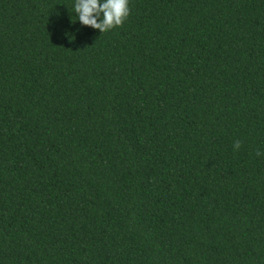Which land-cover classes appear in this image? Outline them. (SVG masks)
<instances>
[{"label":"trees","instance_id":"16d2710c","mask_svg":"<svg viewBox=\"0 0 264 264\" xmlns=\"http://www.w3.org/2000/svg\"><path fill=\"white\" fill-rule=\"evenodd\" d=\"M74 4L0 0V264H264V0Z\"/></svg>","mask_w":264,"mask_h":264},{"label":"clouds","instance_id":"9594fccd","mask_svg":"<svg viewBox=\"0 0 264 264\" xmlns=\"http://www.w3.org/2000/svg\"><path fill=\"white\" fill-rule=\"evenodd\" d=\"M74 11L82 25L101 33L122 26L130 15L129 0H75ZM233 147L239 150L241 142L235 141Z\"/></svg>","mask_w":264,"mask_h":264}]
</instances>
